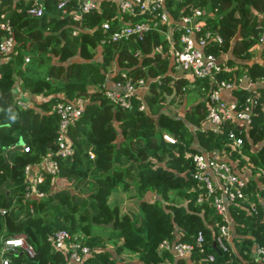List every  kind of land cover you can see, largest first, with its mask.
I'll list each match as a JSON object with an SVG mask.
<instances>
[{"label":"trees","instance_id":"16d2710c","mask_svg":"<svg viewBox=\"0 0 264 264\" xmlns=\"http://www.w3.org/2000/svg\"><path fill=\"white\" fill-rule=\"evenodd\" d=\"M39 2L43 12L33 16L27 11L40 5L33 0H0V14H8L15 39L9 55L0 52V205L7 208L0 214V250L6 237L22 236L33 247V255L17 247L3 251V256L10 264H65L64 256L53 250L47 237L66 229L89 247L88 257L78 264H264L256 252V247H264V205L259 200L264 197L263 174L258 175L263 187L250 179L245 197L230 203L236 248L222 252L212 244L222 215L208 201L196 202L189 156L200 150L224 154L226 147L225 155L233 161H251L253 173H258L259 167L264 173V143L251 149L264 138L259 106L254 109L249 139L243 145L246 158L241 157L224 146L223 132L201 129L206 113L203 101L182 117L163 111L166 95L173 87L179 90L184 80L173 87L168 84L169 45L159 32H146L142 39L104 43L100 48L104 33L99 24L114 12L109 1H102V11L83 14L76 23V35L72 34L74 21L56 7L57 0ZM77 5L71 0L68 8ZM166 5L174 18L189 13L192 6L211 11L215 17H209L208 24L223 36V48L236 36L233 58L228 59L230 67L236 68L223 72L222 77L234 78L245 72L255 80L264 75V61H245L252 58L250 47L259 26L264 25V0H167ZM2 35L0 29V39ZM159 43L161 51L152 52ZM98 48L102 49L100 59L95 58ZM137 49L142 58L134 55ZM209 50L217 53L216 46ZM113 62L118 68L114 81L122 71L133 78L149 79L150 94H145L148 110L138 109L137 94L131 108L114 104L104 94L101 84L107 82ZM199 82L203 86L207 81ZM17 91L21 93L18 96ZM258 92L264 96L263 88ZM233 93L242 104L250 91L237 89ZM31 95L42 98L32 100L26 108L17 103ZM77 95L89 100L69 127L73 151L59 158L58 176L73 185L56 189L54 177L46 173L37 184L44 195L26 197L25 165H37L48 150L56 148L58 117L51 107L61 98ZM163 131L173 133L176 140L163 139ZM86 180L89 187L81 195L76 186ZM249 203L257 205L256 214L247 212ZM96 225L104 230H96ZM198 232L203 233L206 247L194 252L190 262L158 249L164 238L192 242ZM209 252L214 260L199 262Z\"/></svg>","mask_w":264,"mask_h":264},{"label":"built area","instance_id":"2783aa9c","mask_svg":"<svg viewBox=\"0 0 264 264\" xmlns=\"http://www.w3.org/2000/svg\"><path fill=\"white\" fill-rule=\"evenodd\" d=\"M76 1L78 5L74 9L68 8L71 0H57L56 2V7L61 10L62 14L70 15L74 21L75 26L72 27V34L74 35L79 33L77 25L84 13L91 10L102 11L103 9V0ZM110 1L115 5V12L110 17L102 19L99 24L104 33L99 40V45L142 39L145 33L149 31L165 33L164 37L171 51V66L180 70L187 79H205L207 81L206 85L202 86L206 113L200 125L201 129L216 134L223 132L226 138L224 146H228L230 152H237L241 157L246 158L243 154V145L249 137L256 106H259L264 121V96L258 92V85H264V75L255 80L251 79L245 72L234 78L221 76L223 72L232 71L236 67H230L227 56H224L226 50L223 48V36L217 29H213L208 24V18H213L215 15L210 14L206 17L205 11L200 6H192L189 13L181 12L177 18H174L167 10V0ZM27 12L33 16H41L43 7L38 5L30 8ZM0 29L3 31L0 39V52L9 55L13 50L15 39L12 35L11 24L4 13L0 14ZM255 44H264V25L259 26ZM210 46H216L217 53L209 50ZM153 51L160 52L161 43L155 45ZM28 60L29 58L26 57L25 61ZM147 84H149V80L142 77L133 78L126 71H122L120 78L113 82L112 87L107 82H103L101 87L104 89V94L114 104L131 108L133 105L132 97L137 94L139 88H144ZM237 89L250 91L242 104L236 97L226 100L221 95L224 90L232 92ZM88 100L89 98L86 96L77 95L70 99L61 98L52 105L51 111L58 117L56 148L55 150H48L37 165H25L26 197L44 195L37 184L44 179L46 173L54 178L59 176V158L66 157L73 151L72 141L68 133L69 127L83 113ZM17 103L23 108L30 105L24 99H19ZM145 108L146 104L140 97L138 109ZM161 136L168 142L176 140L174 134L168 131H163ZM225 148L223 147L222 151L224 154H220L217 150H200L189 154L191 157L190 175L195 180L192 190L195 191L196 202L198 204L209 202V205L214 207L223 219H226L228 202H235L236 199L245 197L244 189L247 181V178L237 172L225 157ZM27 149L28 147H25V150ZM90 157H93L91 152ZM246 163L247 166L254 167L251 161L246 160ZM259 173H262L264 177L260 167L256 174L259 175ZM224 197L227 198V202ZM30 208L32 210L33 207L30 206ZM6 212L7 208L0 205V214ZM247 212L256 214L258 212L257 205L249 203ZM229 236L230 227L225 220L218 224L217 230L212 235L213 246L217 250L227 252L231 249ZM47 239L53 250L64 256L65 264H78L90 253L89 247L82 244L66 229L51 232ZM17 247H21L29 255H33V247L24 237H6L0 250V264H10L8 257H4L2 253L5 250H15ZM205 247L204 235L201 232H198L192 242L164 238L158 245L160 251H169L176 258L191 257L196 251L203 252ZM256 252L259 259L264 262V247H256ZM213 260L214 254L209 252L206 256H201L199 262Z\"/></svg>","mask_w":264,"mask_h":264},{"label":"crops","instance_id":"0c3cea01","mask_svg":"<svg viewBox=\"0 0 264 264\" xmlns=\"http://www.w3.org/2000/svg\"><path fill=\"white\" fill-rule=\"evenodd\" d=\"M34 2L36 3H39L42 7H44L39 1L40 0H33ZM109 1V4L111 5V7L113 8V4H112V1L110 0H107ZM168 8V7H167ZM114 11V10H113ZM115 12V11H114ZM113 12V14H114ZM205 16L208 17V15L212 14L211 11H208L206 12L205 11ZM179 16V15H178ZM177 16V17H178ZM6 17H8V14L6 15ZM175 21V20H174ZM160 35L163 36V38L165 39V33L163 32H159ZM176 36V34H175ZM236 41V36L233 37L230 41V43L228 44V46L226 48H224V50H226V54H224V56H227V58H233V53H232V49H233V45ZM167 42V41H166ZM168 43V42H167ZM169 45V44H168ZM100 48L102 47L101 45H99ZM98 48L97 51H96V57L97 59H100L101 58V51L102 49ZM169 49V53H170V60H169V71L168 73L171 75V79L170 81L168 82V84L170 86H174V84L176 82H179L181 80H184L181 82L182 86L179 88V90H176L175 87H173L172 89V92L168 95H166V98H167V101H166V107L163 108V111L165 113H169L170 115L172 116H175L173 113V108L177 105V100H179V96H181L180 98H182V100H184V103L185 102H188L190 101V105H189V108L191 109L193 105H195L196 102L198 101H203V94H204V90L202 89V86L199 82V79H187L185 78L183 75H182V72L180 70H177V69H174L171 65H172V61H171V51H170V47H168ZM250 51L252 52V58L250 59H247L245 61H249L250 62H253V61H258V62H263L264 61V44H255V42L252 44L251 46V49ZM152 52H155L152 50ZM134 55L136 57H139V58H142V51L140 49H137L135 52H134ZM76 59H79V55H76L75 56ZM3 59V58H2ZM239 60V59H238ZM237 61V60H236ZM118 72V68H117V65L115 62H113L110 66H109V70H108V78H107V83L110 87L113 86V73H117ZM146 80H149V79H146ZM152 80V79H151ZM198 80V81H197ZM261 87L264 89V85L261 84V85H258V88ZM182 90H185V92L183 93V95L180 94V92ZM174 91V92H173ZM186 91L188 93H186ZM17 96L20 95L21 93L19 91L16 92ZM145 94H150V90H149V84L146 85V87L144 88H139L137 90V95H138V101L140 100V97L142 98V100L145 102L146 104V108L145 109H149L148 107V104L146 102V99H145ZM171 95V96H169ZM221 95L224 99L226 100H231L233 98H235V95L233 93V91H229V90H224L221 92ZM169 96V97H168ZM33 98V99H32ZM42 98V96H38V95H31V96H27L26 99L23 98L24 100H27L30 105L33 104V101H39L40 99ZM174 99V103H171V101ZM33 100V101H32ZM176 108V107H175ZM146 110V111H147ZM189 110V109H188ZM187 110V111H188ZM178 116V115H176ZM263 120V119H262ZM191 129L193 128V126H190ZM192 131H194L192 129ZM249 139V137L247 138ZM264 143V138L263 140L260 142H257V144H255L253 147H251V149H256L257 147H259V144H263ZM215 151V150H213ZM230 164H232L233 168L239 172L240 174H243V177L244 178H247V181H246V186L248 184V180L250 179H254L256 180V182L259 184L260 187H263V182L260 181V178L258 177V175L256 173H253L252 172V168L247 166V163H240L236 161H233L234 159H232L231 157H229V155H226L225 156ZM117 165V164H115ZM118 167L119 169H122L124 167L122 166H116ZM224 200H226L227 202V198L224 197ZM260 203L264 205V197L260 198ZM230 203L232 202H228V205H227V210H226V219H223V222L226 220L229 227H230V236L228 238L229 240V243H230V247L232 250H234L236 247H235V241H234V236H235V233H234V229H233V218H232V215L230 214V211H229V205ZM264 208V206H263ZM223 218V217H222ZM213 233V232H212ZM213 235V234H212ZM176 239V238H175ZM235 251V250H234ZM186 261L190 262V257H185L184 258Z\"/></svg>","mask_w":264,"mask_h":264},{"label":"rangeland","instance_id":"374dc122","mask_svg":"<svg viewBox=\"0 0 264 264\" xmlns=\"http://www.w3.org/2000/svg\"><path fill=\"white\" fill-rule=\"evenodd\" d=\"M113 3V2H112ZM113 10L115 11V5H113ZM185 92V90H182L180 92L181 95H183V93ZM186 93H188L186 91ZM181 96H179V100H177V105L173 108V114L176 116L178 115L179 117H182L184 115V113L190 109L189 105H190V101L185 102L184 100H182V98H180ZM91 180V179H90ZM54 188H62V187H71V184L73 185L72 181H67L65 179L59 178V177H55L54 178ZM89 187V180L83 181L80 185L76 186V190L81 194H85L86 191L88 190ZM133 188V187H132ZM81 198L80 196H78V199ZM96 230L101 231L102 229L104 230V228L102 227V225H96Z\"/></svg>","mask_w":264,"mask_h":264},{"label":"water","instance_id":"95a60500","mask_svg":"<svg viewBox=\"0 0 264 264\" xmlns=\"http://www.w3.org/2000/svg\"><path fill=\"white\" fill-rule=\"evenodd\" d=\"M173 92H174V91H173ZM169 96H171V95H169ZM169 96H168V97H169Z\"/></svg>","mask_w":264,"mask_h":264}]
</instances>
